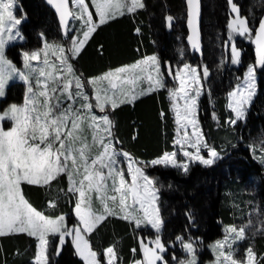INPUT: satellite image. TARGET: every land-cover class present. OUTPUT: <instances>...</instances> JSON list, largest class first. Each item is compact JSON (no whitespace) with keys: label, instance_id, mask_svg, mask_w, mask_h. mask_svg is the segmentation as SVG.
I'll list each match as a JSON object with an SVG mask.
<instances>
[{"label":"snow or ice","instance_id":"snow-or-ice-1","mask_svg":"<svg viewBox=\"0 0 264 264\" xmlns=\"http://www.w3.org/2000/svg\"><path fill=\"white\" fill-rule=\"evenodd\" d=\"M46 2L59 14L65 34L71 33L70 47L65 49L62 45L48 44L45 40L42 49L23 53L26 71H21L6 58L4 50L8 42L23 38L19 25L26 17L22 15V18H17L14 14L16 0H0V98L5 97L10 81L18 78L26 84L23 102L19 105L10 104L0 112V237L27 234L36 238V264H49V236L58 238L55 255L60 254L67 242L66 238L70 237L75 254L84 264H101L100 255L93 250L87 235L109 216H119L134 222L137 227L150 225L157 232L153 240H140L143 257L133 264H167L163 256L166 248L159 235L163 221L156 203L158 189L155 188V182L145 175L141 162L134 160L129 153L116 150L112 131L114 125L109 115L97 116L93 112V108L103 113L108 108L114 110L122 103L135 100V89L124 91L123 86L135 85L138 80L146 79L149 82V87L141 90L139 95L164 88L160 62L157 57L150 56L134 65L120 67L102 77L88 80L87 83L95 88V104L84 91L85 82L75 74L71 63V58L79 55L101 25L115 19L117 15L134 13L143 8V0H71L75 10L69 6L70 0ZM186 3L189 8L188 23L193 33L188 39L192 47L196 48L199 0H186ZM231 6L235 16L228 25L230 34L251 36L253 29L248 26L247 18L240 16L235 3ZM69 18L81 22L78 32H73L69 27ZM172 20L171 16L167 17L169 25ZM254 42L256 62L248 66L243 81L228 94V107L235 113V118L229 121L232 124L245 117L256 95L257 66L264 68V20L255 30ZM53 48L59 54L58 66L48 59L49 50ZM230 51L232 63H239L240 50L232 44ZM33 61H39L40 65L34 66ZM167 71L179 81L177 89L169 90L178 126L175 144L189 161L211 165L219 154L215 148H209L195 119L197 98L203 87L199 82V69L184 64L182 69L169 66ZM202 75H208L206 66ZM105 82L107 87L104 86ZM117 90L123 98L117 96ZM178 99L184 101L182 109L176 103ZM6 121L11 123L7 129L3 126ZM85 126L91 129V142L84 135ZM93 147L97 149L94 154ZM189 147L194 151L187 150ZM201 147L208 148L207 159L200 154ZM120 156L127 160L126 169L120 166ZM176 157L177 151L165 152L152 160L151 164L170 165L187 171L188 162H178ZM125 171L130 180L125 178ZM60 175L67 177L68 192L77 196L74 213L79 224L71 228L63 215L56 218L44 215L23 194V184L48 187ZM93 194L100 202L99 209L92 207ZM49 205L54 207L55 203L50 201ZM229 233L230 236L214 245L219 250L216 264H241L231 252L225 253L224 249L230 248L236 240L243 239L244 229L237 231L231 228ZM231 234H234V238ZM177 240L191 254L190 259L181 260L178 264H196L193 243H183V238L179 236ZM104 258L105 264H117L114 246L104 251ZM244 264H256L255 253L251 248L246 250Z\"/></svg>","mask_w":264,"mask_h":264},{"label":"trees","instance_id":"trees-1","mask_svg":"<svg viewBox=\"0 0 264 264\" xmlns=\"http://www.w3.org/2000/svg\"><path fill=\"white\" fill-rule=\"evenodd\" d=\"M238 1L212 0L207 4L211 8L208 10L207 1L203 0V31L209 27L224 37L223 63L215 58L212 50H206L198 58L201 64H207L204 60L206 53L212 60L216 59L208 69L206 92L201 99L200 110L202 126L209 142L223 153L215 163L209 166L196 163L188 172L148 163L176 147L178 126L166 86L141 95L130 103H122L114 110L107 109L114 125L115 146L147 162L144 170L153 178L159 190L163 219V230L159 235L166 248L163 256L167 264H176L183 258L182 242L177 240L178 236L183 238V243L193 242L198 250L199 264H206L213 258L210 245L224 234V226L235 223L239 217L238 204L243 202V197H254L242 190L252 176H257V179L259 176V180L254 182L257 181L256 195L263 201L264 212V166L253 160L252 151V143L264 146V68L258 66V93L246 120H240L234 127L229 122L232 111L228 107V94L243 77L249 64L256 62L252 37L250 40L239 39L236 43V48L241 52L239 63H232L226 56L228 52L231 53L232 45L227 39L233 13L231 5ZM242 2L243 8H252V0ZM18 3L19 11L27 19L22 24L24 41L10 45L7 50L14 60L18 62L17 50L20 53L21 50L40 47L42 35L50 40L65 39L55 11L44 0H18ZM184 8V0H144L143 8L134 13L117 15L101 25L79 55L72 58L77 74L87 80L151 54H157L163 63L168 59L176 61L179 55L173 53L177 45L175 36L180 35L181 42L185 43L187 27L182 21L179 29L170 30L167 16L170 10L177 16ZM204 12L207 21L204 20ZM263 12H258L254 23L246 12L241 17H246L252 23L255 32ZM11 88L3 103L19 101L21 96L11 97ZM227 135L231 139H225ZM68 187L65 175H60L48 187L22 185L23 194L33 207L47 216L65 214L66 224L73 225L76 222L73 221L76 195L68 192ZM50 201L55 203L54 207L49 205ZM156 235L157 232L149 228H137L132 221L109 216L89 235V239L94 250L100 253L114 246L118 264H126L142 259L141 239L147 242L155 239ZM57 240L52 236L50 238L49 264H84L75 254L70 237L66 238L60 254L55 255ZM37 244V239L27 234L0 237V264H35L33 258L37 254ZM253 248L257 264H264V234L253 237Z\"/></svg>","mask_w":264,"mask_h":264},{"label":"rangeland","instance_id":"rangeland-1","mask_svg":"<svg viewBox=\"0 0 264 264\" xmlns=\"http://www.w3.org/2000/svg\"><path fill=\"white\" fill-rule=\"evenodd\" d=\"M206 1H207L206 6L208 7V10H210L211 8L207 4L209 2H211L212 0H206ZM242 1L243 0H239L238 3H236V6L240 10V12H239L240 16H243V12H246V14L248 15V18L251 20L252 23H254L255 20H256V18L259 16L258 12L261 11V14H262V12L264 10V0H252V3H251L252 8H249L248 6H246V8H243L242 7V3H243ZM16 2H17V7L15 8L14 14L16 15L17 18H22V15H23V17H26V19H27V16L25 14H23L21 11H19V9H18L19 8L18 0H16ZM185 2H186V0H184L185 8L182 11L180 10L181 12L179 13V15L177 14V16H176V14L173 13V11L170 10V12H169L170 14L168 16H171L173 18V20L171 21V24L169 25V23H168V26H169L170 30H173V29L175 30V28H178L179 29L180 26H182L181 25V22L182 21H185V23H186V20H187V7H186V3ZM70 3H71V8L73 10H75V5H73L72 2H70ZM143 4H144V0H143ZM89 6L91 8V5H89ZM93 15L95 17V13H93ZM204 15H205L204 16V20L207 21L206 20V17H207L206 16V13ZM234 16H235V14L232 13L231 18H230V21L234 18ZM26 19H22V23H21V25H19V30H20L23 38H19L18 37L17 39L8 42V44H6L5 50H4L5 51L6 58L8 60H10L12 62V64L15 65V67L18 70H21V71H26L24 69V57H23V53H25V52L31 53L33 51H37V50L42 49L43 46H44L45 40L47 41L48 44L62 45L65 49H68L70 47V39H71V33L65 35L64 36L65 39L63 41L62 40H59V41L58 40H50V39H47L46 36L42 35V42H41V46L40 47L33 48V49L21 50L20 53L17 50V53H18V57H17L18 58V62H17L16 60H14L13 57H11L8 54L7 50H8V47L10 45H13L15 43H21V42L24 41V34H23V31H22V24L24 23V21H26ZM77 21L78 20L72 19L71 24L69 25V27L73 29V32H78L80 30L81 22L78 21L79 24H77ZM230 21H229V23H230ZM252 23L250 24L248 22V26L250 28H252L251 27L252 26ZM208 29H209V27H208ZM208 29H205V31H203V33L205 32L204 33V35H205L204 38L205 39H204L203 45L200 46L199 48H193V47H191L188 44V41H187V35H188V33L186 34V42H187V44H186V42L185 43L184 42L183 43L181 42L180 35L179 36H175L176 39H177V45L174 47L173 53H176V54L179 55V58L176 61H180L181 62L180 64H179V62L177 63L176 61H173L172 59H168L167 62L163 63L160 60V58H159V56L157 54H151V55L144 56L143 58L137 60L136 62H134L132 64L123 65V66H120V67H128V66H131V65L136 64L138 61H141L142 59H144L146 57L155 56V57L158 58V60L160 62V67H161V72L163 74L164 84L168 88V90L177 89L178 86H179L178 79H173L172 75H169V73L167 71V69H168L169 66H171L173 69H177V68L182 69L184 64H188L192 68H198L199 69V72H200V81L199 82L203 85V87H202V89H200V93L201 94L197 98V107H196V116H195V119H196V121L198 123V126H199L200 130H202L203 139L207 142L209 148H215V150L219 154L218 157L214 159V162L213 163H215L216 160H218L219 158H221L223 156V153H222L221 149L216 148L215 146H213L209 142V140H208V138H207V136L205 134L204 128L202 126V121H201V117H200V114H201L200 113V110H201V99H202L203 95L206 92V88H205V83L206 82L205 81H206V77H208V75L206 77H204L202 75L203 68L206 66L207 69H209L210 64H212L213 62H215L216 59H215V61L212 60L209 57V54L206 53V56H205L204 60L206 61L207 64H201L198 61V58L201 57V55L205 54L206 50H212V51L215 52V54H214L215 58H217V60H219L221 63H223L224 62V53H223L224 47L222 46V42H223L224 37L222 36V33H219L220 34L219 35L218 33L216 34V32L213 31L212 29H209V30ZM172 32H174V31H172ZM230 32H231V30L229 29L228 34H227L228 35L227 39H228V42L230 41V43L234 44L235 47L237 46L236 43L238 42L239 39L250 40L251 37L254 39V33H255V32H253V34L251 36H241V35L235 34V33H231L230 34ZM58 56H59V54L56 52V50L54 48L49 50L48 59H49V62L50 63H53V64H55V65L58 66L59 65ZM226 56L229 57V59H231V53L228 52V54H226ZM72 58H74V57H72ZM72 58H71V63H72V66H73V68L75 70V66H74V64L72 62ZM189 58H191V60ZM42 59H43V57H41V60ZM230 61H232V59ZM32 63H33L34 66H39L40 65V62L39 61H33ZM254 63L255 62H252L249 65H252ZM120 67H118V68H120ZM115 69H117V68H115ZM115 69L109 70L106 73L112 72ZM246 72H247V69L244 72L243 77L238 82L235 83V85L232 87V89L230 90V92L235 89V87H236V85L238 83H241L243 81V78L245 77ZM106 73H104L102 75H99L97 77H93V78L102 77ZM75 74L77 76H79L77 74L76 70H75ZM90 79H92V78H88L87 80H84V79L81 78V80H83L85 82L84 91L88 94V96L90 98V101L93 104H95V88H93V86L91 84H88L87 83V81L90 80ZM186 79H187V77H186ZM258 82H259V72H258V66H257V71H256V95L258 93ZM10 86L12 87L11 90L13 89L11 91V97H14V98L17 97L18 98V95H19V97L20 96L21 97L19 98V101H11V102H5V103H3V99H5L7 97V95H8V89H9ZM99 86H100V84L98 83L97 87H99ZM104 86L107 87L106 82H105ZM148 87H149V82L146 79H141V80H138L135 85H124L123 86V90L124 91H132L133 88H134L135 89V92L137 94V98H138V97L141 96V95H139V92L141 90H146ZM25 91H26V84L23 81L19 80L18 78L10 81L9 84L7 85V87H6V95H5V97L0 98V112H2L4 109H6L10 104H13V103L18 104V105L21 104L23 102V98H24V95H25ZM151 92H153V91H151ZM116 94H117V96L119 98H123V96H121L119 90H117ZM256 95L254 96L253 101H254ZM253 101H252V103H253ZM229 102L230 101H229V95H228V105H229ZM176 103L182 109L183 103H184L183 99H178L176 101ZM252 103H251V105H252ZM172 104H173V100H172ZM251 105L247 108V111L245 113V117L243 119H241L242 121H245L246 120L247 113H248ZM93 112L97 116H101V115H104V114H108L107 113V109H106L105 112L102 113V112H100V110L98 108H93ZM174 115H175V112H174ZM175 118H176V115H175ZM234 118H235V113L232 111V117H230L229 119H234ZM239 121L240 120H237L235 124H232L231 123V127H234L235 125H237L239 123ZM3 126H4L5 129H7V128L11 127V123L6 121V122H4ZM189 133L191 134V126H189ZM180 134L182 135V133H180ZM84 135L87 136L89 142H91V129H88L86 126H85ZM177 138H178V134H177ZM225 139H227V140L231 139L230 135H227L225 137ZM115 148H116V150L118 152H125V151H122V150L118 149L116 146H115ZM187 150L194 151V149H192L191 147H189ZM96 151H97L96 147H93L92 148L93 154ZM172 151H177V157L176 158H177L178 162H181V163H183L185 161L188 162V170L187 171H184L182 168L175 167V168L180 169L183 172H188L190 170L191 166H193L196 163H199V164H201L203 166H209V165H204L203 163H200L198 161H189L188 158L183 157L182 152L177 148V146L175 147L174 150L167 151V152H172ZM252 151H253V160L256 161V162H258V163H260V164H262L264 166V146H262L260 144L252 143ZM126 153H128V152H126ZM200 154L203 155L207 159L208 158V148L201 147ZM130 156L132 158H134V160L141 162L140 163V166L143 169H144V166H146L148 163L151 164V161L152 160L157 159V158L160 157L159 156L157 158H154V159L150 160V162L147 163L145 161H142V160L134 157L132 154H130ZM118 159L120 161V166L126 169L127 168V160L123 156L118 157ZM164 166H166V165H164ZM168 166H170V165H168ZM144 173L150 179L153 180V178L151 176H149L145 172V170H144ZM125 178L128 179V180H130V177L128 176L127 171H125ZM256 179H257V176H252L247 181L246 185H244V187L242 189L244 192L247 191L248 194H251L254 197L251 198V199H246V198L243 197V199H244L243 202L241 204L240 203L238 204V207L239 208L237 207L238 210H239V214L238 215H239L240 218L237 216V220L235 221V223L224 226V234L221 237H219L217 240H215L210 245V250L212 251V253H213L214 256L206 264H216L217 256L219 254V250L217 248H215L214 245H216L217 242L223 241L226 237L230 236L229 230L231 228H235V229H237V231L240 228H243L244 229V238L243 239L236 240L231 245L230 248L229 247H226L224 249V252L225 253L231 252L233 254V258L236 261L241 262V264H244V262L246 261V250L248 248H251L253 250V252L255 253V259H256V264H257V255H256V252H255V250L253 248V237L256 236V235H258V234H264V212H263V209H262V202L263 201L261 200V198L259 196L256 195L257 189H258L257 181L254 182ZM257 180H259V176H258V179ZM155 188L158 189L156 187V185H155ZM239 193H240V191H239ZM241 194H242V192H241ZM157 196H158V199H157L156 203H157V205L159 207V190H158ZM76 200H77V196H76ZM130 202L131 201L129 200V203ZM109 206L110 207L112 206L111 203H110ZM92 207L94 209H99L101 207L100 202L96 198V195L95 194L92 195ZM41 212L43 213V211H41ZM44 215H46V214L44 213ZM159 215L161 217L160 207H159ZM63 216L65 217V222H67V220H66L67 215L64 214ZM73 216H74L73 217V221L75 220L76 222L73 225H69L68 224V227H70V228L73 227V226H75V225H78L79 224V220L76 217V215L74 213V210H73ZM49 217L56 218V217H52V216H49ZM161 219H162V217H161ZM162 221H163V219H162ZM145 227L151 229L152 232H155L156 233V230L153 229L150 225H148V226L141 225L140 227H137V228H145ZM162 230H163V224H162V228H161L160 232ZM90 234L87 235V238L88 239H89V235ZM231 236L234 238V234H231ZM50 238H51V236H49V240H50ZM89 241H90V239H89ZM187 242H189V241H185L184 243H187ZM245 243L247 244L246 246H244ZM248 245H250V246H248ZM51 247H52V245H51V241H50V245H49V248H48V256L50 254V248ZM193 247L195 248L196 264H199L198 250H197V248H196V246L194 244H193ZM37 248H38V244H37ZM92 248H93V246H92ZM93 250H94V248H93ZM94 251H96V250H94ZM104 251L101 252V253L98 252V251H96L100 255L101 264H105ZM37 252H38V249H37ZM190 258H191V254H189L188 252H186L185 249L183 248V258L182 259H179L176 264H178V262L181 261V260H188ZM138 260H140V259H138ZM33 261L36 264L35 257L33 258ZM49 261H50V257H49ZM133 262L134 261H131L130 263H126V264H133ZM117 264H118V262H117Z\"/></svg>","mask_w":264,"mask_h":264},{"label":"water","instance_id":"water-1","mask_svg":"<svg viewBox=\"0 0 264 264\" xmlns=\"http://www.w3.org/2000/svg\"><path fill=\"white\" fill-rule=\"evenodd\" d=\"M44 1L46 2V0H44ZM47 4L55 11V13H56V15L58 17V20H59V23H60V27L62 29V32H63L64 36L67 35V34H65L64 27H63V25L60 22L59 14L56 12L55 8L52 5H50L49 3H47ZM69 6L71 8V4L70 3H69ZM186 7H187L186 27H187V33H188L187 41H188V44L192 47V43L188 39V37L191 36L193 33H192V28H191V26L188 23V21H189V8H188L187 3H186ZM70 20H71V18H69V23H70ZM261 20H264V12H263V15H262L259 23L261 22ZM258 26H259V24H258ZM258 26H257L256 29H258ZM197 41H198V47H196V48H199L200 46L203 45V42H204V33H203V0H199V15H198V21H197ZM254 46L256 48L255 42H254ZM255 53H256V51H255Z\"/></svg>","mask_w":264,"mask_h":264},{"label":"crops","instance_id":"crops-1","mask_svg":"<svg viewBox=\"0 0 264 264\" xmlns=\"http://www.w3.org/2000/svg\"><path fill=\"white\" fill-rule=\"evenodd\" d=\"M38 211H40V210H38ZM38 242V241H37Z\"/></svg>","mask_w":264,"mask_h":264}]
</instances>
